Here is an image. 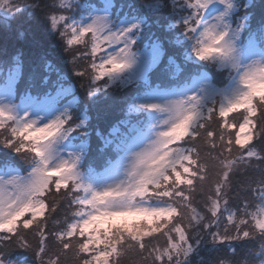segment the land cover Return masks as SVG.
<instances>
[{
    "label": "snow or ice",
    "instance_id": "1",
    "mask_svg": "<svg viewBox=\"0 0 264 264\" xmlns=\"http://www.w3.org/2000/svg\"><path fill=\"white\" fill-rule=\"evenodd\" d=\"M255 9L0 0L59 50L0 58V264H264Z\"/></svg>",
    "mask_w": 264,
    "mask_h": 264
},
{
    "label": "trees",
    "instance_id": "2",
    "mask_svg": "<svg viewBox=\"0 0 264 264\" xmlns=\"http://www.w3.org/2000/svg\"><path fill=\"white\" fill-rule=\"evenodd\" d=\"M250 2L256 5L255 11L257 14L260 11V5L262 0H250ZM36 41H40V47L43 51L49 52L50 59L53 61L56 60L57 52H53L52 48L50 47L48 41L40 36L39 33L36 32H28L25 36L17 35L16 31L8 33L5 35L2 30H0V58L3 57L4 52L6 51L10 55H14L17 52H22L24 56L30 62L34 57L39 55L37 52ZM42 54V53H41ZM65 55L64 63L59 65L65 71H71V64H68L67 61L71 59V56L68 54ZM73 82L79 85V81L73 77Z\"/></svg>",
    "mask_w": 264,
    "mask_h": 264
},
{
    "label": "rangeland",
    "instance_id": "3",
    "mask_svg": "<svg viewBox=\"0 0 264 264\" xmlns=\"http://www.w3.org/2000/svg\"><path fill=\"white\" fill-rule=\"evenodd\" d=\"M37 52H38L39 54H41V53H43V52H45V51H43V50L41 49V47H38V48H37Z\"/></svg>",
    "mask_w": 264,
    "mask_h": 264
}]
</instances>
